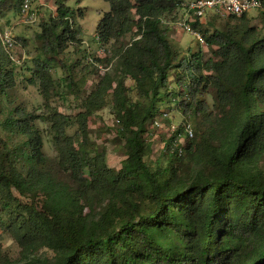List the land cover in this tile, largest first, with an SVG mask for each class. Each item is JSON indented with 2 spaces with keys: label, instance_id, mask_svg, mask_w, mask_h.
<instances>
[{
  "label": "trees",
  "instance_id": "trees-1",
  "mask_svg": "<svg viewBox=\"0 0 264 264\" xmlns=\"http://www.w3.org/2000/svg\"><path fill=\"white\" fill-rule=\"evenodd\" d=\"M102 1L109 11L95 27L99 43L134 35L117 52V65L134 82L137 100L125 96L123 81L112 89L106 75L74 117L50 110L54 159L43 152L39 116L6 121L25 138L0 150V230L20 246V264H264V36L248 26L246 15L228 17L237 21L231 28L202 34L218 60L199 53L179 58L162 22L178 15L176 0ZM73 17L57 1L56 17L42 22L37 35L45 55H58L74 39ZM191 27L201 33L202 24ZM0 51L5 93L13 85L6 72L12 63ZM52 59L37 60L33 70L45 100L55 85ZM170 72L186 87L184 115L203 117V126L181 156L171 153L166 167H151L143 134L160 113L158 104L174 93L161 92ZM65 81L72 91V79ZM108 90L126 156L117 171L90 142L87 125ZM211 90L210 108L204 96ZM54 167L65 182L54 177Z\"/></svg>",
  "mask_w": 264,
  "mask_h": 264
},
{
  "label": "rangeland",
  "instance_id": "rangeland-1",
  "mask_svg": "<svg viewBox=\"0 0 264 264\" xmlns=\"http://www.w3.org/2000/svg\"><path fill=\"white\" fill-rule=\"evenodd\" d=\"M0 0V26L12 27V34L20 39L22 50L16 53L20 64H6V72L12 74L13 85L5 93L0 91V150L3 146L15 148L21 145L25 138L22 135L11 132L6 124L9 118H18L27 114L39 116L35 121L43 140V152L49 159L56 157L50 122L47 114L50 110H57L63 115L74 117L83 111L81 103L98 86L104 76L116 81H123L126 88L125 96L132 102L137 100L134 82L122 74L117 65V52L131 42L133 34H128L118 43L110 42L101 44L96 38L95 27L103 14L109 11V6L102 0H40L31 6L29 15H35L33 23H22V0ZM57 1L74 11V17L68 20V26L74 32V39L66 44L64 51L55 56H47L41 49V42L37 39L40 33V24L56 17ZM177 14L162 18L163 27L168 28V40L178 57L190 58L192 54L199 53L204 59L218 60L214 54L216 47H209L205 39L202 43L194 36L183 31L173 24ZM202 23L201 35L210 34L215 30L224 31L236 24V19L216 18L209 16ZM246 23L260 36H264V9L252 10L247 13ZM200 35V36H201ZM135 39H138L136 37ZM1 50V48H0ZM1 53V51H0ZM53 57L50 62L52 79L55 81L49 99L45 100L40 91L39 80L33 75L34 65L37 60L42 61ZM173 72L169 73L167 87L162 93H173L169 99L158 104L160 113L153 119L159 123L153 126L148 122L145 126L143 138L150 145V153L145 158L146 163L154 167L159 164L166 167L171 161L167 150V142L172 136L171 127L189 123L193 132L203 126V117L192 118L185 116L181 102L189 101L186 87L177 85ZM66 78H71L74 89L69 91L66 86ZM112 91L108 90L105 96L106 104L103 108L93 111L87 120L90 142L97 151L104 152L106 165L117 171L125 160L124 142L117 136L121 124L117 122L112 104ZM180 93V94H179ZM167 98V97H166ZM204 99L210 106L213 104V91L205 95ZM161 112L167 113V117H161ZM76 127L68 129V134L73 135ZM198 131V130H197ZM186 145V144H185ZM260 166L264 167V160ZM54 177L61 182L67 180L63 172L54 167ZM22 200V199H21ZM25 202V200H24ZM88 209L84 213H88ZM52 254L47 251H40ZM22 252L20 246L0 230V262L5 264H20Z\"/></svg>",
  "mask_w": 264,
  "mask_h": 264
},
{
  "label": "built area",
  "instance_id": "built-area-1",
  "mask_svg": "<svg viewBox=\"0 0 264 264\" xmlns=\"http://www.w3.org/2000/svg\"><path fill=\"white\" fill-rule=\"evenodd\" d=\"M35 1L40 0H22L21 14H23L22 23H33L36 21L35 15H29L31 6ZM178 2V15L173 24L177 25L183 31L194 36L199 42L202 41V35L191 27V24L198 22L202 24L205 18L209 16L216 18L235 17L240 18L247 15L252 10L264 9L261 0H176ZM12 27L0 26V48L6 54L9 61L19 65V59L16 56L18 51L22 50V44L16 36L12 34ZM201 35V36H200ZM157 116V115H156ZM161 117H167V113L161 112ZM153 126H160L156 119H151ZM147 122V123H148ZM172 136L167 144L168 154L176 153L181 156L184 152L185 144L194 137L193 128L189 123H183L181 126L171 127ZM167 142V143H168Z\"/></svg>",
  "mask_w": 264,
  "mask_h": 264
}]
</instances>
